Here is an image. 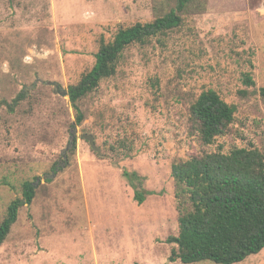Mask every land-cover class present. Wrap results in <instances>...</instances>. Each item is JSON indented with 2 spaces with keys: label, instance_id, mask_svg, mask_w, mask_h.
I'll use <instances>...</instances> for the list:
<instances>
[{
  "label": "rangeland",
  "instance_id": "1",
  "mask_svg": "<svg viewBox=\"0 0 264 264\" xmlns=\"http://www.w3.org/2000/svg\"><path fill=\"white\" fill-rule=\"evenodd\" d=\"M176 1L0 0V223L25 181L36 188L0 264H184L170 261L180 216L173 164L220 146L264 152V0H193L179 27L125 50L117 74L80 102L77 123L61 93L92 69L102 40ZM208 89L236 113L230 134L203 147L189 118ZM126 170L144 179L142 204ZM236 264H264V249Z\"/></svg>",
  "mask_w": 264,
  "mask_h": 264
},
{
  "label": "trees",
  "instance_id": "2",
  "mask_svg": "<svg viewBox=\"0 0 264 264\" xmlns=\"http://www.w3.org/2000/svg\"><path fill=\"white\" fill-rule=\"evenodd\" d=\"M176 6L152 22L136 23L121 28L110 42L102 40L92 69L77 84L68 88L69 99L77 112V123L84 115L80 102L96 91L104 79L115 76L125 50L135 44H146L152 37L167 35L182 23L181 13L193 0H177ZM244 82L254 86L252 75ZM264 99V87L260 88ZM25 97L20 93L15 102ZM236 107L227 103L214 89L200 94L190 108V134L203 147L230 134ZM172 175L179 188V234L170 236L174 243L170 261L184 264L212 262L236 264L264 249V152L255 146L215 152L203 150L172 166ZM135 190V199L142 204L146 192L144 179L137 172L124 171ZM36 195L33 182L25 181L22 197L10 202L0 223V246L17 222L20 209L32 204Z\"/></svg>",
  "mask_w": 264,
  "mask_h": 264
},
{
  "label": "water",
  "instance_id": "3",
  "mask_svg": "<svg viewBox=\"0 0 264 264\" xmlns=\"http://www.w3.org/2000/svg\"><path fill=\"white\" fill-rule=\"evenodd\" d=\"M62 95H67L68 94V91L67 90H64L62 93ZM83 138H85L86 140H88L90 142V145L91 147L98 152V154L101 153V149L96 145V142H95V137L93 135H90V134H83L82 135Z\"/></svg>",
  "mask_w": 264,
  "mask_h": 264
}]
</instances>
